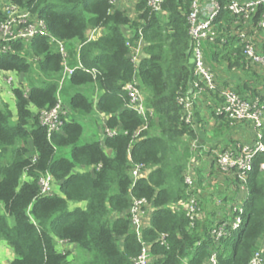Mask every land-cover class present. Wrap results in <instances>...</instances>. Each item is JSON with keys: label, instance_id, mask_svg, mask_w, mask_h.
Here are the masks:
<instances>
[{"label": "trees", "instance_id": "obj_1", "mask_svg": "<svg viewBox=\"0 0 264 264\" xmlns=\"http://www.w3.org/2000/svg\"><path fill=\"white\" fill-rule=\"evenodd\" d=\"M10 1L42 18L51 37L80 44L79 62L96 74L75 69L63 82L62 92L71 90L66 104L75 111L106 115L105 128L118 132L103 142L79 143L82 125L63 114L60 130L48 136L39 111L57 102L64 69L49 36L35 37L28 49L12 43L13 52L0 54L1 71L24 73L30 79L28 89L12 87L14 110L0 102V240L15 255L7 264H130L141 250L128 213L134 198H145L153 207L142 240L150 244L155 264H204L213 250L217 264H247L264 238L262 156L255 158L249 173L243 225L230 247L228 239L215 244L209 235L215 211L191 227L182 207L170 208L187 197L183 173L197 136L181 121L176 100L195 80L187 19L192 0H163L159 13L137 0L134 19L108 0ZM262 10L264 6L254 20ZM218 19L230 20V15L221 8ZM99 27L102 35L87 40V30ZM124 28L131 30L130 40L141 29L146 43L136 68L128 58ZM206 43L209 66L231 72L232 78L240 73L245 77L242 85L220 84L215 71L219 85L242 98L264 97V72L245 67L234 35L222 44ZM29 59L36 66L33 77ZM134 79L143 94L145 119L125 106L124 87ZM210 115L228 125L223 117L212 111ZM142 125L146 127L140 129ZM262 133L264 142V126ZM132 164L145 166L147 176L133 182ZM46 174L54 186L49 194H41L39 179ZM161 233L167 234L166 245L157 241ZM57 240L75 245L73 258L57 250Z\"/></svg>", "mask_w": 264, "mask_h": 264}, {"label": "built area", "instance_id": "obj_2", "mask_svg": "<svg viewBox=\"0 0 264 264\" xmlns=\"http://www.w3.org/2000/svg\"><path fill=\"white\" fill-rule=\"evenodd\" d=\"M124 0H108L117 6ZM151 11L161 12L163 0H144ZM202 0H192L191 10L187 17L189 23V35L192 40V59L194 66L195 80L190 84L188 93L177 96V103L181 106V121L188 124L192 129L198 130L199 123L196 121L194 106L211 105L217 116L223 117L229 126L245 123L253 132L251 142L236 141L225 148L217 149L210 146L200 145L194 138L191 141V156L183 173L184 183L187 186V197L179 203L171 204V209L182 207L190 226H194L197 220L205 218L201 203L206 194H212L213 186L228 183L233 190L231 197H215V216L212 218L209 235L213 243H219L221 239H229L232 234L241 230L244 217V206L249 199L250 190L248 186L249 173L257 156H262L259 168L264 172V142L262 129L264 126V97L251 99L242 98L234 89L222 87L216 80V74L206 63L203 44L224 43L227 38L234 35L240 46L245 60V67L254 70H264V10L260 11L257 20L253 17L264 6V0H228L221 5L220 0H209V5H201ZM221 8L230 15V22L219 20ZM6 12V17L0 21V54L13 52L12 43H21L26 49L37 36H49L50 41L57 47V51L63 58V72L59 80V86L65 78L73 73L75 69H83L86 72L96 74V70L85 69L79 62L70 67L66 64L67 52L63 41L50 36L42 18H39L29 10L19 5L4 0L0 3V11ZM96 29L91 28L86 33V39L96 38ZM126 45L129 48L128 58L132 65L138 67L139 61L144 56L143 47L146 45L141 29L138 30L137 38L130 40L127 37ZM80 44L78 46V53ZM9 83L10 77L6 78ZM128 100L125 106L136 111L144 119L147 109L143 103V94L139 90L138 80L125 85ZM213 101V102H211ZM65 114L61 99L57 94V102L51 108L39 111V121L47 128V134L60 130L62 125L61 115ZM201 125V124H200ZM146 126L142 125L140 129ZM135 133L138 134L140 131ZM117 129L105 128V136L117 134ZM208 160L205 177L200 171ZM149 170L142 164H132L130 176L133 182L145 178ZM203 172V171H202ZM200 175V178H199ZM40 193L49 194L52 188V178L46 174L39 179ZM216 185V186H215ZM153 207L145 198H134L129 208V220L133 231L141 242L139 254L131 259L130 264H150L152 260L150 244L142 240L144 229V218L147 210ZM167 234L161 233L157 241L166 245ZM61 247L57 250L62 254L66 253L64 241L58 242ZM204 264H217L216 252L213 250ZM247 264H264V238L259 241V246L254 251Z\"/></svg>", "mask_w": 264, "mask_h": 264}, {"label": "crops", "instance_id": "obj_3", "mask_svg": "<svg viewBox=\"0 0 264 264\" xmlns=\"http://www.w3.org/2000/svg\"><path fill=\"white\" fill-rule=\"evenodd\" d=\"M227 1L228 0H226V2ZM129 2H131V3H128L124 0L123 2H120L115 7H118L122 10H125L127 12V14L130 16V18L134 19L136 17L134 7H135V3L137 2V0H131ZM201 5L202 6H204V5L208 6L209 0H202ZM126 7H130L131 11L127 10ZM224 21L230 22V20H224ZM103 32H104V30L102 28H100V27L97 28L96 29V37L102 35ZM124 32H125L126 37L132 35L131 30H129L127 28H124ZM262 35L264 36V33H262ZM64 44H65V48H66V52H67L66 64L70 67H73L79 63L78 62V46H79V43L76 41H73L68 46H66L65 42H64ZM144 47H143V50H144ZM203 48H204L205 52H207V50H209L208 44L207 43L205 45L203 44ZM210 67L214 72L215 71L218 72L220 84L222 82H225V81H229V82H232L234 84L239 83L240 85H242L244 83L245 77H243L241 73L237 75L238 78H236V76H234L232 78L233 75L231 72L222 71L221 69H219L217 67V65L216 66L212 65ZM255 71L257 73L264 72V70H255ZM21 78H22L21 75H19V79H21ZM66 79H67V77L65 78V80ZM63 84L64 83L61 84V86L59 87L58 92H57L59 98H60V92H62ZM82 90H83V88H82ZM68 92L71 93V90H69ZM96 96H97V94H96ZM96 96H94V98H96ZM12 98H13V96H12ZM13 102H14V98H13ZM211 102H213V101H211ZM64 110H65V108H64ZM211 111L213 112V109H212L211 105H209V104L205 105V106L203 105V106H199V107L196 106L195 107L194 115H195L196 121L199 123V126H200V128H198V130H196V132H197L196 139L198 140V143L200 145L204 144L206 146H210L211 148L222 149L228 145H232L236 141H242V142H251L252 141L251 140L252 139L251 128L247 124L242 123V124H237L236 126H229V125H227V123H225V121H222L221 119H217L216 117H213L212 115H210ZM94 112L98 113L99 118H100V123H101L100 137L98 140L103 142V140L105 138V122H106L107 116L102 114V113H99L96 110ZM65 114H66L67 118H69V117L74 118L73 115H76V113H74L73 115L68 116L66 110H65ZM106 151L108 154H111V151L109 149H107ZM189 156H191V154ZM189 158H188V160H189ZM207 164H208V160H204L202 170L200 171V173L204 177H205V172L208 171L207 170ZM224 184H227V183L217 184V186L215 185L216 187L213 186V190L211 191L212 194H206L203 201L208 202L209 199H211L212 202L214 203L215 197H231V196H226L221 191H218L219 187L224 185ZM54 189H55V191L57 190L56 187ZM151 212H152V209L147 210L146 216L143 220L144 221V224H143L144 228L149 227ZM58 242H59V240L56 241V248L57 249L59 247H61V245ZM62 247L67 248L66 252L70 253V255H71L70 258H73V256L75 255V252H76L75 245L70 244L68 242H64V245ZM14 257H15V255H14L11 247L4 240H0V263L7 264V263L11 262L14 259ZM154 261H155V257H152L151 262L153 264H155Z\"/></svg>", "mask_w": 264, "mask_h": 264}, {"label": "rangeland", "instance_id": "obj_4", "mask_svg": "<svg viewBox=\"0 0 264 264\" xmlns=\"http://www.w3.org/2000/svg\"><path fill=\"white\" fill-rule=\"evenodd\" d=\"M128 3H131L129 1L131 0H125ZM1 5L4 4V0H0ZM127 10L131 11L130 7H126ZM2 15L6 17V12L2 9ZM69 43H66V46H68ZM53 48L56 49V45L53 43ZM32 62V68H33V72L30 75L31 77H33L35 75V63L33 62L32 59H29ZM19 75H21V79H19ZM10 77L11 81L8 83L7 79ZM18 77V78H17ZM30 79L27 77L26 74L24 73H15V72H5V71H1L0 70V102L1 101H5L9 104L10 108L14 110V102H13V94L11 92L12 87H20V88H25L28 89V85H29ZM69 91V90H67ZM69 93L70 92H60V98H61V102L62 105L64 106L65 110L67 111L68 116L73 115L74 113H76V115L74 116V119L79 122L82 127H83V133H82V137H81V141L79 143L82 142H86V141H93V140H98L100 137V127H101V123H100V118L98 113L96 112H91V113H84L82 111H75L73 109H71L70 107H68V105L66 104L68 98H69ZM251 134H253V132L251 131ZM242 142V141H241ZM191 147V145H190ZM190 156H188L189 158ZM187 158V161H188ZM189 162V161H188ZM187 166V165H186ZM186 169V168H185ZM54 186V184H53ZM52 186V188H53ZM52 191V189H51ZM223 192L226 196H231L234 195L233 194V190L229 187V184H224L222 186L219 187V190ZM73 206V204L69 205V208H71ZM216 205H214V203L212 202L211 199H209V201H203L201 203V207H202V211H204L205 217L209 216L210 213H212L215 208ZM218 208V207H217ZM237 233L232 234V236L228 239L227 242V246H231L232 244V240L236 237ZM263 239V238H261ZM67 250V249H66ZM150 264H153L152 262H150Z\"/></svg>", "mask_w": 264, "mask_h": 264}, {"label": "water", "instance_id": "obj_5", "mask_svg": "<svg viewBox=\"0 0 264 264\" xmlns=\"http://www.w3.org/2000/svg\"><path fill=\"white\" fill-rule=\"evenodd\" d=\"M190 63H193V59L192 58H190Z\"/></svg>", "mask_w": 264, "mask_h": 264}]
</instances>
